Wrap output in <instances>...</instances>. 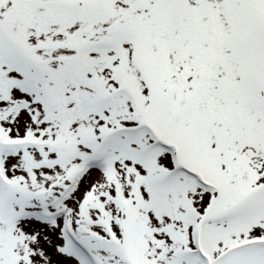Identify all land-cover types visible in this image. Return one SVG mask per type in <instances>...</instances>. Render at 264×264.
I'll return each mask as SVG.
<instances>
[{"label":"snow or ice","instance_id":"snow-or-ice-1","mask_svg":"<svg viewBox=\"0 0 264 264\" xmlns=\"http://www.w3.org/2000/svg\"><path fill=\"white\" fill-rule=\"evenodd\" d=\"M0 264H264V0H0Z\"/></svg>","mask_w":264,"mask_h":264}]
</instances>
